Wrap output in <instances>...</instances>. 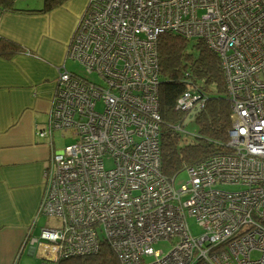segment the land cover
<instances>
[{
	"label": "built area",
	"instance_id": "1",
	"mask_svg": "<svg viewBox=\"0 0 264 264\" xmlns=\"http://www.w3.org/2000/svg\"><path fill=\"white\" fill-rule=\"evenodd\" d=\"M166 33L219 56L232 101L227 151L188 167L180 187L162 172ZM68 55L87 76L60 68L38 132L54 138L40 207L53 223L32 240L41 264L97 252L104 241L123 264H264V0H90ZM203 104L190 86L176 109L186 118ZM59 131L74 142L57 149ZM189 216L204 234H192ZM161 240L174 248L155 250Z\"/></svg>",
	"mask_w": 264,
	"mask_h": 264
},
{
	"label": "crops",
	"instance_id": "2",
	"mask_svg": "<svg viewBox=\"0 0 264 264\" xmlns=\"http://www.w3.org/2000/svg\"><path fill=\"white\" fill-rule=\"evenodd\" d=\"M72 1L44 12L36 10L44 0H0V40L19 48L0 51V264H20L25 252L41 259L32 240L44 229L37 225L54 138L38 132L49 124L59 70L90 2Z\"/></svg>",
	"mask_w": 264,
	"mask_h": 264
},
{
	"label": "trees",
	"instance_id": "3",
	"mask_svg": "<svg viewBox=\"0 0 264 264\" xmlns=\"http://www.w3.org/2000/svg\"><path fill=\"white\" fill-rule=\"evenodd\" d=\"M68 0H44L38 11H48ZM189 39L179 35L162 34L159 39L160 56V113L162 115L161 148L162 172L177 178L188 167L212 154L227 151L228 131L232 124V101L219 56L199 40L188 51ZM18 51L7 40H0V51ZM76 73V72H74ZM83 76V75H82ZM193 86L204 102L193 121L199 125V135L183 138L185 114L176 109L179 96ZM184 127L182 130L177 127ZM59 264H123L107 242L94 253L63 258Z\"/></svg>",
	"mask_w": 264,
	"mask_h": 264
},
{
	"label": "rangeland",
	"instance_id": "4",
	"mask_svg": "<svg viewBox=\"0 0 264 264\" xmlns=\"http://www.w3.org/2000/svg\"><path fill=\"white\" fill-rule=\"evenodd\" d=\"M37 1L38 0H34L35 3ZM29 2L32 3L31 1H29ZM72 2H74V0ZM56 32H57V34H59L58 37L61 36L63 34V28H61L60 33H58L57 26H55L54 33H56ZM194 42L195 41L190 42V46L188 48V51L191 54L196 53L192 48V45ZM64 70L76 72L79 75L87 76L81 62L79 60H75L71 57L67 59ZM89 77H91L92 79H94L96 81H99V78H98L99 75L98 74H94V75H91ZM98 108H100V109L103 108V105L101 103H99ZM198 132H199L198 123H196V121H189L185 125V127L181 133H182L183 138H186L188 140H192L195 138L196 135H199ZM72 142H74L73 138L72 139L71 138L64 139L61 136V132L55 138V145H56L57 149L62 148L65 146V144H70ZM106 165L108 168L113 166L112 162H109V161L106 162ZM188 179H189V173L187 170H185L176 178V186L180 187ZM226 189L235 191V190H239V186L228 185V186H226ZM40 220H41L40 224L37 225L39 231L42 229V227L45 228L47 225L53 223V220L50 219L46 215H41ZM188 221H189V226H190L191 232L194 236H200V235L205 233V228L197 221V219L195 217L189 216ZM154 248H155V250H161V251H163L164 254H167L174 248V243L170 240H161L154 245ZM152 260H153L152 257L147 258L148 263H150ZM20 264H41V259L37 258L36 256H31L27 252H25L21 258Z\"/></svg>",
	"mask_w": 264,
	"mask_h": 264
},
{
	"label": "water",
	"instance_id": "5",
	"mask_svg": "<svg viewBox=\"0 0 264 264\" xmlns=\"http://www.w3.org/2000/svg\"><path fill=\"white\" fill-rule=\"evenodd\" d=\"M200 110H201L200 108H197L195 111H192L191 114H190L189 119H188L187 122H186V124L188 123V121L193 120V119H194V116H195L197 113H199ZM186 124H185V125H186Z\"/></svg>",
	"mask_w": 264,
	"mask_h": 264
},
{
	"label": "bare ground",
	"instance_id": "6",
	"mask_svg": "<svg viewBox=\"0 0 264 264\" xmlns=\"http://www.w3.org/2000/svg\"><path fill=\"white\" fill-rule=\"evenodd\" d=\"M200 109H202V108H200ZM201 111V110H200ZM200 113V112H199ZM199 113H197V114H199ZM191 114V113H190ZM190 114L186 117V119H185V121H184V125L186 124V122H187V120L189 119V117H190ZM196 114V115H197ZM195 115V116H196ZM195 116H194V118H195ZM194 120V119H193ZM193 120H190V121H193ZM189 122V121H188Z\"/></svg>",
	"mask_w": 264,
	"mask_h": 264
}]
</instances>
